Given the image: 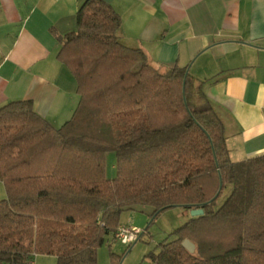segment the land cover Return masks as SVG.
Here are the masks:
<instances>
[{"label":"trees","instance_id":"trees-1","mask_svg":"<svg viewBox=\"0 0 264 264\" xmlns=\"http://www.w3.org/2000/svg\"><path fill=\"white\" fill-rule=\"evenodd\" d=\"M76 24L57 38V59L77 85L70 118L55 127L28 100L0 106V264L35 255L98 264L121 213L137 206L154 218L171 207L203 209L147 254L151 264H264V153L232 161L203 80L187 66L161 71L124 44L107 2L84 0ZM109 254L107 264H118Z\"/></svg>","mask_w":264,"mask_h":264},{"label":"crops","instance_id":"crops-1","mask_svg":"<svg viewBox=\"0 0 264 264\" xmlns=\"http://www.w3.org/2000/svg\"><path fill=\"white\" fill-rule=\"evenodd\" d=\"M104 1L124 44L161 71L187 66L203 80L232 161L264 153V0ZM83 2L0 0V106L28 100L55 127L70 118L77 85L57 38L76 29Z\"/></svg>","mask_w":264,"mask_h":264},{"label":"rangeland","instance_id":"rangeland-1","mask_svg":"<svg viewBox=\"0 0 264 264\" xmlns=\"http://www.w3.org/2000/svg\"><path fill=\"white\" fill-rule=\"evenodd\" d=\"M115 175V153L108 152L106 154V176L112 178ZM226 192L227 189L224 191V195ZM4 197L5 188L0 181V199ZM149 214V208L140 206L123 211L120 215V224L139 225L137 227L141 231L139 238L127 248L128 245L107 237L104 244L97 249L98 264H107L110 261V251L118 256V264H151L147 254L150 251L156 252L159 242L172 239L171 232L187 220L190 211L184 207H171L162 211L153 219L149 217ZM35 264H56V260L52 255H38Z\"/></svg>","mask_w":264,"mask_h":264},{"label":"built area","instance_id":"built-area-1","mask_svg":"<svg viewBox=\"0 0 264 264\" xmlns=\"http://www.w3.org/2000/svg\"><path fill=\"white\" fill-rule=\"evenodd\" d=\"M140 229L134 226L119 225L114 233V240L125 245H130L139 238Z\"/></svg>","mask_w":264,"mask_h":264},{"label":"water","instance_id":"water-1","mask_svg":"<svg viewBox=\"0 0 264 264\" xmlns=\"http://www.w3.org/2000/svg\"><path fill=\"white\" fill-rule=\"evenodd\" d=\"M187 72H188V67H187ZM183 92H184V81H183ZM221 187H222V181H221V179H220L218 190H217L216 194L213 196V198H212L211 200H214V199L218 196V194H219V192H220V190H221ZM189 211H190V216H192V217H194V216H198V215H200V214L203 213V209H202L201 206H199V207H193V208L190 209ZM153 218H154V215L152 216V219H153ZM182 245H183V246H184L189 252H193V251H194V244H193L190 240L185 239V240L182 242Z\"/></svg>","mask_w":264,"mask_h":264}]
</instances>
